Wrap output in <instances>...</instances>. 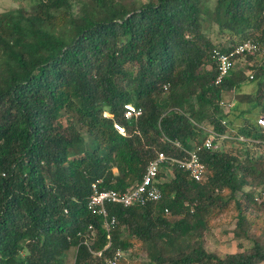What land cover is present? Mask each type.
I'll return each instance as SVG.
<instances>
[{"label":"trees","instance_id":"1","mask_svg":"<svg viewBox=\"0 0 264 264\" xmlns=\"http://www.w3.org/2000/svg\"><path fill=\"white\" fill-rule=\"evenodd\" d=\"M147 1L31 0L33 11L0 14V264H67L73 249L74 264H107L118 251V264H264V216L250 211L264 208V156L252 151L264 147V0ZM249 41L262 59L236 64L252 74L233 70L216 85L214 50ZM127 104L142 116L126 121ZM210 134L204 182L166 163L162 199L108 205L110 233L88 209L96 182L132 190L159 153L183 160ZM231 221L226 234L252 247L208 251L207 231Z\"/></svg>","mask_w":264,"mask_h":264},{"label":"built area","instance_id":"2","mask_svg":"<svg viewBox=\"0 0 264 264\" xmlns=\"http://www.w3.org/2000/svg\"><path fill=\"white\" fill-rule=\"evenodd\" d=\"M263 53L262 47L256 42H246L236 48L223 52L219 49L214 50L213 58L216 61L218 68V76L216 85H221L223 81L234 70L237 61L243 56H254ZM143 111L132 104L124 106V118L126 121L141 117ZM258 125L264 130V118L258 119ZM117 132L123 136L127 134L126 127L116 123ZM214 135H209L204 141L203 146H197L187 152L186 158L183 160L169 158L164 153H159L158 156L151 160L147 165L146 173L143 176L141 184L127 192H118L116 190H100L99 184L101 181L92 185V194L88 202V209L94 215H98L103 219L105 230L110 233L117 226V220L111 216L107 210L108 205H120L125 208L136 205L145 206L148 203H155L162 199V192L158 187L159 174L163 171L164 165L177 164L179 168L188 172L192 179L196 182H204L206 180L207 168L201 160V152L203 149H214ZM166 214L169 211L166 210ZM91 229V228H90ZM92 230V229H91ZM95 236V232L92 233ZM110 246V245H109ZM108 246V247H109ZM102 253H99L101 255ZM125 254L118 251L112 259L107 260V264H118Z\"/></svg>","mask_w":264,"mask_h":264},{"label":"rangeland","instance_id":"3","mask_svg":"<svg viewBox=\"0 0 264 264\" xmlns=\"http://www.w3.org/2000/svg\"><path fill=\"white\" fill-rule=\"evenodd\" d=\"M30 1L31 0H23V1L22 0H0V14L7 12V11H17L18 9H20L22 7H25L27 11H33L34 8H32L33 6H31L32 4ZM134 1L136 2L138 7H140L141 5L148 2L147 0H134ZM19 21L21 22L20 18H19ZM22 24H25V23L22 22ZM21 33H22V31H19V34H21ZM27 34H28V32L25 31V35H27ZM69 35H70L69 31H68V33H66V32H64V33L59 32L58 33V36L60 39H67ZM211 35L213 38H215L216 30L213 31L211 33ZM257 59L261 60L262 57H260V55H257ZM249 65L250 64L248 62L240 61L238 64H236L234 71L239 72L241 70L242 71L245 70L246 75L252 74V72L249 69H247L249 67ZM254 85L250 84V85L246 86L243 93L250 94V93L254 92L256 90V85L255 86ZM239 97H240V95H239ZM239 97L236 94H227L224 96V100L226 102H233V103L236 102L237 103ZM244 101H245V99H243V100L240 99V102H243V104L246 103V101L245 102ZM243 106L245 107L246 105H243ZM105 116L108 118L113 117L110 113H105ZM252 151L257 152L259 155L264 156V147H262V146H260L259 148H253ZM166 180H169V179L166 178ZM257 189H259V188H257ZM259 190L255 191L256 198L260 194ZM259 201L254 202L250 205V211H253V216L255 214H258L256 217L264 216V208H262V206L259 205L260 204ZM262 209H263V211H262ZM234 213H235V210L233 207H231L229 212L223 214L219 218V221H222V222L230 221L232 219V216H233L232 214H234ZM234 228H235V221H231L230 224L227 226L216 227V228H213L212 231H207V233L204 237V244H205V247L208 249V251L217 253L220 256L224 257V256L229 255V254H235L238 252H244L246 250H249L253 245L252 242L237 241L234 239L233 233L226 234L227 229H229V231L232 232ZM75 253H76L75 249H73L72 251H70L68 253V257H67L68 263L67 264H74Z\"/></svg>","mask_w":264,"mask_h":264},{"label":"crops","instance_id":"4","mask_svg":"<svg viewBox=\"0 0 264 264\" xmlns=\"http://www.w3.org/2000/svg\"><path fill=\"white\" fill-rule=\"evenodd\" d=\"M245 109V108H244Z\"/></svg>","mask_w":264,"mask_h":264}]
</instances>
